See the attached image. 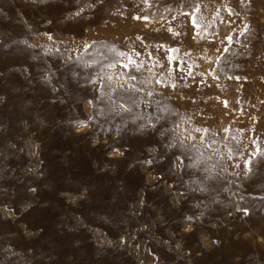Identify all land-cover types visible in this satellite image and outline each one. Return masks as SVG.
Segmentation results:
<instances>
[{
  "label": "rangeland",
  "instance_id": "374dc122",
  "mask_svg": "<svg viewBox=\"0 0 264 264\" xmlns=\"http://www.w3.org/2000/svg\"><path fill=\"white\" fill-rule=\"evenodd\" d=\"M0 264H264V0H0Z\"/></svg>",
  "mask_w": 264,
  "mask_h": 264
},
{
  "label": "snow or ice",
  "instance_id": "6c2138e0",
  "mask_svg": "<svg viewBox=\"0 0 264 264\" xmlns=\"http://www.w3.org/2000/svg\"><path fill=\"white\" fill-rule=\"evenodd\" d=\"M81 11H82V9H81ZM76 15H80V12L78 11V12L76 13Z\"/></svg>",
  "mask_w": 264,
  "mask_h": 264
}]
</instances>
